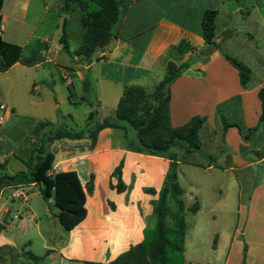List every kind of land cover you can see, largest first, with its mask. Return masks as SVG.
Instances as JSON below:
<instances>
[{"label": "crops", "instance_id": "obj_1", "mask_svg": "<svg viewBox=\"0 0 264 264\" xmlns=\"http://www.w3.org/2000/svg\"><path fill=\"white\" fill-rule=\"evenodd\" d=\"M66 2L3 0L0 34L6 42L19 46L37 39L48 42L50 49L45 62L27 68L57 69L62 81L69 85L71 104H95L89 112V116L94 115V123L114 114L126 87L152 91L166 74L170 47L187 40L197 48L177 60L179 64L190 62V66L171 86L170 120L174 128L197 116L205 117L206 123L199 134L201 151L184 156L180 153L179 164L184 162V157L204 172L219 171L231 180L232 187L234 180H243L249 190L247 202L237 207L235 230L231 234L224 233L223 244L218 241L213 251L222 254L227 249V264H237L233 259L244 258V253L245 264H264V121L260 122L262 102L258 96L264 86V0H126L113 37L91 61L70 58L65 53L60 44L62 31L57 35L55 53L47 34L36 37L34 31H30L23 36L27 29L31 30L27 21L32 4L57 3L61 26L65 21L69 26L75 5L66 12ZM208 9L218 11L216 39L220 42L213 53L205 57L200 51L209 46L202 37L201 22ZM80 21L82 24V14ZM8 22L18 28L21 43L4 38V24ZM59 30L60 25H57V33ZM224 55L250 68L251 78L245 88L237 69ZM20 65H14L9 71ZM36 77V74L33 78L23 77V81L16 78L12 83L22 82L31 92L40 94L42 87L44 91L50 86L49 80L46 75L41 76V86ZM74 80L82 84V97L71 91ZM56 86L53 81L54 92ZM89 92L94 93L95 102L89 98ZM4 106L2 111L6 112L8 122L12 121L15 108ZM1 117L5 121V115ZM66 118L73 120L68 114L46 121L60 126ZM223 120L231 126L226 128ZM4 121H0V164H4L0 178L26 170L24 162L30 157L29 147L40 145L33 130L42 122L30 118L24 121L25 130L18 129L23 145L9 148V143L2 139L4 133L10 131L9 124L1 128ZM254 128L257 130L250 132ZM90 143L88 139H64L54 142L50 148L55 156L54 173L75 171L85 190L93 180V192L87 193L86 219L70 232L61 226L54 198H44L42 186L0 184V224L4 226L0 232V264L108 263L130 246L141 243L146 230L155 227L156 218L155 224L151 219L155 217L153 201L158 195L146 194L144 190L159 191L163 187L170 161L127 151L122 129L102 130L92 150ZM12 158L20 164L16 171L10 170ZM121 163L127 189L118 193L111 185L117 183L114 172ZM198 204L199 214L203 204L199 201ZM212 218L215 220L216 216ZM25 219L32 224V234L25 227Z\"/></svg>", "mask_w": 264, "mask_h": 264}, {"label": "trees", "instance_id": "obj_2", "mask_svg": "<svg viewBox=\"0 0 264 264\" xmlns=\"http://www.w3.org/2000/svg\"><path fill=\"white\" fill-rule=\"evenodd\" d=\"M125 1L67 0L64 11L68 12L72 5L80 8L85 33L79 49L71 52L65 21L60 38L65 53L70 58L78 57L84 61H91L93 56L101 51L98 48L101 40L106 36L113 37L122 16L121 6ZM91 5L97 8L90 10ZM2 6L3 0H0V12ZM217 16V10L208 9L202 17V37L208 46H211L216 39ZM1 25L0 18V32ZM49 49V43L40 39L19 46L6 42L0 34V73H6L16 64L26 67L42 64ZM194 50L197 48L187 40L170 47L166 74L150 94L142 88L126 87L114 114L98 120L93 125H88L83 130L75 131L64 124L56 126L48 121L39 122L33 134L39 137L40 145L29 148L30 157L24 162L26 170L0 178V184L4 183L5 187L30 183L42 186L44 198H54L55 206L59 209L58 218L61 226L66 232H70L86 219L87 193L93 192V180L88 183L85 190L75 171L54 173L55 156L50 150L54 142L64 139L73 141L88 139L92 150L102 130L122 129L125 132L127 151L164 157L170 161L163 187L159 191L153 188L144 190L146 194L158 195V199L153 201L155 227L147 229L141 243L130 246L115 260L108 263L83 261V264H185L186 212L191 211L196 214L200 207L196 201L191 209L186 208L185 191L179 182L178 174L180 153L184 156L201 151L199 134L206 123V118L197 116L183 126L172 127L170 91L172 84L190 66V62L179 64L177 60ZM224 56L237 69L240 83L245 88L251 78L250 68L236 58ZM258 96L262 102L260 117L262 122L264 121V86L259 90ZM92 117L93 114L89 116V121ZM223 122L226 128L231 126L225 120ZM238 129L242 133V129L240 127ZM256 130L257 128H254L250 132ZM0 168H4V164H0ZM122 168L123 163L114 172L117 183L111 185V188L118 193H123L127 189L122 179ZM2 230L4 226L0 224V232Z\"/></svg>", "mask_w": 264, "mask_h": 264}, {"label": "rangeland", "instance_id": "obj_3", "mask_svg": "<svg viewBox=\"0 0 264 264\" xmlns=\"http://www.w3.org/2000/svg\"><path fill=\"white\" fill-rule=\"evenodd\" d=\"M71 8V7H70ZM75 10L70 15L69 26L67 32L70 33L68 42L71 51H77L83 38V25L81 24L80 8L75 5ZM95 5H91L90 10L96 9ZM69 9L68 12H70ZM41 21V22H40ZM27 29L23 36L29 35L30 31H34V35L47 34L50 39L52 52H56L58 46V36L61 35L62 21L58 17L57 3L46 5L45 3L32 4L30 14L28 16ZM36 23L38 25L36 26ZM57 25L60 30L57 33ZM4 38L8 41L19 42L21 35H18V28L11 22L4 24ZM36 74L38 85L42 86L41 76L46 75L49 80V87L44 89L40 94L31 92L30 87L24 86L22 82L12 83V80L18 78L23 81V77H31ZM53 81H56V90H52ZM75 85L71 91L76 93L78 97H82V84L79 80H74ZM75 88V89H74ZM149 94L152 91H147ZM89 98L94 101L95 95L89 92ZM92 101V102H93ZM95 102V101H94ZM7 107L12 105L15 108V117L12 121L7 120L6 112L0 110V116L5 115V121L1 128L10 127V131L4 133L2 139L9 143V148H18L23 145L20 141L18 129L25 130L26 123L24 121L35 119L38 121H46L61 115H72L73 120L66 118L64 125L75 131L83 130L88 125H93V117L89 121L88 116L93 106L88 104L73 105L69 101V85H66L57 69L54 67L41 68L39 71L19 66L6 73H0V105ZM88 119V120H87ZM31 139V138H30ZM28 139V140H30ZM91 145V143H90ZM8 148V149H9ZM30 148V147H29ZM18 155V154H17ZM198 160V156L196 157ZM183 161L179 164L178 174L179 181L185 191L184 202L187 209H191L195 202L203 204L202 211L193 214L191 211L186 212L187 233L185 239V264H227V249L222 254L214 253V247L218 241L221 245L224 242L223 234H231L237 225V207L239 204H246L248 188L242 179L234 180V186L230 184V179L219 171H213L211 174L204 172L198 168V165L189 163L183 157ZM20 164L12 158L10 170H18ZM240 184V193H239ZM199 197H202L200 202ZM220 202V205L217 203ZM212 216H216L213 220ZM155 224V217L151 219ZM24 224L29 234L33 233V227L28 219ZM242 239V236H239ZM237 260V264H244V258Z\"/></svg>", "mask_w": 264, "mask_h": 264}, {"label": "water", "instance_id": "obj_4", "mask_svg": "<svg viewBox=\"0 0 264 264\" xmlns=\"http://www.w3.org/2000/svg\"><path fill=\"white\" fill-rule=\"evenodd\" d=\"M109 39H110V36H106V37H104V38L101 40V42H100L98 48H99L100 50H104V49L106 48L108 42H109ZM219 42H220V39H215V42H214L211 46H209L207 49L201 50L200 53H201L203 56H205V57L210 56V55L213 53V51L215 50L216 46L219 44Z\"/></svg>", "mask_w": 264, "mask_h": 264}, {"label": "built area", "instance_id": "obj_5", "mask_svg": "<svg viewBox=\"0 0 264 264\" xmlns=\"http://www.w3.org/2000/svg\"><path fill=\"white\" fill-rule=\"evenodd\" d=\"M0 109H1V110H4V109H5V106H4V105H1V106H0ZM0 121L3 122V121H4V117H1V118H0Z\"/></svg>", "mask_w": 264, "mask_h": 264}]
</instances>
